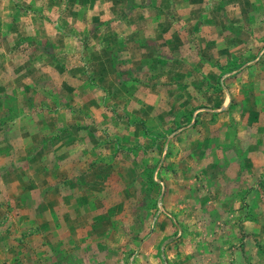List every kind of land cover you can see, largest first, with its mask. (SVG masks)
I'll list each match as a JSON object with an SVG mask.
<instances>
[{
    "label": "rangeland",
    "instance_id": "1",
    "mask_svg": "<svg viewBox=\"0 0 264 264\" xmlns=\"http://www.w3.org/2000/svg\"><path fill=\"white\" fill-rule=\"evenodd\" d=\"M0 264H264V0H0Z\"/></svg>",
    "mask_w": 264,
    "mask_h": 264
},
{
    "label": "crops",
    "instance_id": "2",
    "mask_svg": "<svg viewBox=\"0 0 264 264\" xmlns=\"http://www.w3.org/2000/svg\"><path fill=\"white\" fill-rule=\"evenodd\" d=\"M216 207V206H215ZM217 208V207H216Z\"/></svg>",
    "mask_w": 264,
    "mask_h": 264
}]
</instances>
